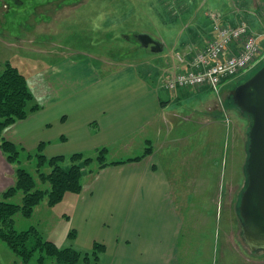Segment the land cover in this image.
I'll return each mask as SVG.
<instances>
[{"label":"rangeland","instance_id":"obj_1","mask_svg":"<svg viewBox=\"0 0 264 264\" xmlns=\"http://www.w3.org/2000/svg\"><path fill=\"white\" fill-rule=\"evenodd\" d=\"M51 1L0 0V73L7 62L18 68L30 78L35 99L51 85L47 76L66 60L91 63L102 75L132 65L165 89L167 80L209 43L215 22L244 23L257 37L262 53L254 65L218 91H169L165 118L132 142L111 147L109 160L152 157L163 164L182 219L181 264H264V249L253 251L243 237L239 205L247 184L251 120L231 94L264 66L263 0ZM94 21L99 25L95 31ZM141 35L162 51L146 48ZM147 149L150 153L144 156ZM3 156L13 172L10 188L17 165ZM19 165L37 177L34 160L23 157ZM70 165L67 160L63 166ZM89 169L83 183L94 176ZM67 203L50 207L45 200L31 218L17 215L14 227L19 232L34 227L60 249L75 247L65 217ZM39 257L37 251L29 264H39ZM0 264L24 263L0 240ZM45 264L54 261L46 258Z\"/></svg>","mask_w":264,"mask_h":264},{"label":"crops","instance_id":"obj_2","mask_svg":"<svg viewBox=\"0 0 264 264\" xmlns=\"http://www.w3.org/2000/svg\"><path fill=\"white\" fill-rule=\"evenodd\" d=\"M71 65L66 60L47 76L51 85L36 98L41 109L5 129L4 139L32 153L44 144L47 158L69 157L132 142L167 115L169 90L132 65L103 75L83 60ZM73 69L83 72L74 76ZM12 184L0 150V192ZM67 199L74 246L104 244L101 264H181L182 219L160 161L147 157L109 166L61 203Z\"/></svg>","mask_w":264,"mask_h":264},{"label":"trees","instance_id":"obj_3","mask_svg":"<svg viewBox=\"0 0 264 264\" xmlns=\"http://www.w3.org/2000/svg\"><path fill=\"white\" fill-rule=\"evenodd\" d=\"M40 109L41 105L35 99L29 78L7 62L0 73V150L7 160L17 167L14 185L0 192V240L24 264H29L37 251L40 252L39 264H45L46 258L53 259L54 264H101L106 252L104 244L95 242L91 250L75 247L60 249L55 243L44 240L34 227L22 232L17 231L14 227L15 218L17 215L31 218L35 209L45 200L50 207H54L63 201L65 195L81 193L83 177L88 168L89 173L95 175L109 166L144 158L110 161V150L107 147L97 149L92 156L87 153H75L69 157L47 158L43 153L44 144L32 153L3 138L2 132L5 129L27 119ZM149 153L150 149H147L144 156ZM23 157L28 161H35L37 177L19 165ZM67 160L71 165L64 168ZM47 168L50 169L49 172L46 171ZM70 237L76 238L74 230L71 231Z\"/></svg>","mask_w":264,"mask_h":264},{"label":"water","instance_id":"obj_4","mask_svg":"<svg viewBox=\"0 0 264 264\" xmlns=\"http://www.w3.org/2000/svg\"><path fill=\"white\" fill-rule=\"evenodd\" d=\"M139 39L145 47L154 43L153 53L162 51L149 36L141 35ZM231 94L235 105L251 120L247 184L241 195L239 216L243 237L256 251L264 249V66Z\"/></svg>","mask_w":264,"mask_h":264},{"label":"built area","instance_id":"obj_5","mask_svg":"<svg viewBox=\"0 0 264 264\" xmlns=\"http://www.w3.org/2000/svg\"><path fill=\"white\" fill-rule=\"evenodd\" d=\"M261 53L257 37L246 24L215 22L209 43L192 56L184 70L167 80L165 88L175 91L208 87L218 91L224 82L254 65Z\"/></svg>","mask_w":264,"mask_h":264},{"label":"clouds","instance_id":"obj_6","mask_svg":"<svg viewBox=\"0 0 264 264\" xmlns=\"http://www.w3.org/2000/svg\"><path fill=\"white\" fill-rule=\"evenodd\" d=\"M98 27H99V25L96 24V22L94 21V22H93V30L95 31Z\"/></svg>","mask_w":264,"mask_h":264},{"label":"flooded vegetation","instance_id":"obj_7","mask_svg":"<svg viewBox=\"0 0 264 264\" xmlns=\"http://www.w3.org/2000/svg\"><path fill=\"white\" fill-rule=\"evenodd\" d=\"M52 2H54V0H52L51 3H52ZM51 3H50V4H51ZM263 4H264V0H263ZM66 5H67V4H66ZM140 39H141V38H140ZM153 44H154V43H150L148 47H151V48H152V47H153ZM148 47H146V48H148Z\"/></svg>","mask_w":264,"mask_h":264}]
</instances>
